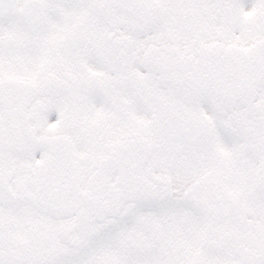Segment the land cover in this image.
Listing matches in <instances>:
<instances>
[{"label":"snow or ice","instance_id":"obj_1","mask_svg":"<svg viewBox=\"0 0 264 264\" xmlns=\"http://www.w3.org/2000/svg\"><path fill=\"white\" fill-rule=\"evenodd\" d=\"M0 264H264V0H0Z\"/></svg>","mask_w":264,"mask_h":264}]
</instances>
